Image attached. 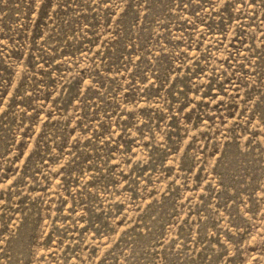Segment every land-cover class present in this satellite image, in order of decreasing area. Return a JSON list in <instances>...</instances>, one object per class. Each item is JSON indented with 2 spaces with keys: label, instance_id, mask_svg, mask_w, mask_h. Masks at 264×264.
<instances>
[{
  "label": "rangeland",
  "instance_id": "1",
  "mask_svg": "<svg viewBox=\"0 0 264 264\" xmlns=\"http://www.w3.org/2000/svg\"><path fill=\"white\" fill-rule=\"evenodd\" d=\"M0 264H264V0H0Z\"/></svg>",
  "mask_w": 264,
  "mask_h": 264
}]
</instances>
